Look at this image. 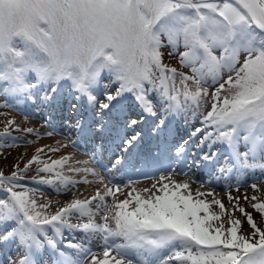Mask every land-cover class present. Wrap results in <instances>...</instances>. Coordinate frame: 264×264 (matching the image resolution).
<instances>
[{
	"label": "snow or ice",
	"instance_id": "1",
	"mask_svg": "<svg viewBox=\"0 0 264 264\" xmlns=\"http://www.w3.org/2000/svg\"><path fill=\"white\" fill-rule=\"evenodd\" d=\"M0 98L44 110L49 137L58 116L68 143L48 153L83 144L89 157L37 148L0 170V264H264L258 196L243 199L260 220L240 197L194 198L172 179L199 173L229 192L241 173L264 181V0H0ZM7 124L0 147L35 131ZM142 166L160 174L149 195L118 199L115 177ZM84 174L95 194L55 211L30 187L68 194L92 183Z\"/></svg>",
	"mask_w": 264,
	"mask_h": 264
},
{
	"label": "rangeland",
	"instance_id": "2",
	"mask_svg": "<svg viewBox=\"0 0 264 264\" xmlns=\"http://www.w3.org/2000/svg\"><path fill=\"white\" fill-rule=\"evenodd\" d=\"M164 61L165 63L173 61L179 66L178 59H175L168 55V51L164 53ZM183 71H187L186 69L181 68ZM5 99L0 98V133H2L5 129V127L8 126L7 122L9 120L15 121V126H19L21 128H33L35 131L32 133H27L25 131H11V137L17 138V142L12 147H8L7 145L0 147V170L3 172H7L8 174L12 171L13 165L17 162L20 163V167L23 168L24 163L27 162V160L35 153V150L37 148H44L45 151L40 154L42 159L47 160L49 156H51L52 159H57L60 156L63 155H70V156H76L81 158L84 161H87L89 159L88 155L86 154L85 149L82 146H79L77 148H73L70 144L66 148H62L60 152H54V153H48L47 148L52 147L56 148L58 146L57 142H63L68 143L66 140H64V137L60 135L61 131L56 130L52 136H48L47 133L50 131V129L46 126L44 118L45 113L44 110L40 108H36L34 106L28 105L24 102V100L21 98L19 100L9 99V103L12 105H15V107H4ZM58 118V116L56 117ZM58 126V123L54 122ZM60 130L62 128L65 133L68 131V129L64 127H56ZM63 131V132H64ZM47 132V133H44ZM39 134V135H38ZM13 141L11 138L7 140V144H12ZM83 148V149H82ZM32 168H35V164L32 165ZM167 174V173H163ZM41 175H44L43 173ZM89 177H93L90 174H84ZM159 175L157 174V171L152 173L150 176H148L146 179H140V180H131L132 184L131 187L124 186L127 184L128 180H118L115 177V180L118 184L121 185V193L117 194L118 199H124L128 192L132 191V189H136L137 192L143 197H147L149 193L143 192V189L151 188V185L156 183L159 180ZM199 177L197 175V180L199 181ZM82 176H76L75 179L80 180L82 179ZM32 179V172H29V174L25 177V181H30ZM172 179L177 182H189L190 183V189L193 194L194 198L196 191L199 189L203 192H212L214 193L215 197L217 199H222L225 204H228V196L229 194L232 197H240V205L242 207H245L246 210L253 212L254 219L260 220L261 217L258 215L252 208L251 204L248 203V201H245L243 197L247 195L248 197L252 196H258L260 199L257 202H264V181L257 180L255 176H245V174L241 173L239 174L234 181H231L230 183L233 185L231 187V190L229 192L228 185L225 183H222L220 186H209L207 183H204L201 185L199 182H190V178L185 175H172ZM224 182V181H223ZM256 182L258 184V187L260 188V191H254L250 185L251 183ZM78 184L76 185V188L68 193V194H57L56 191L49 186L39 185V188H42L43 196H40L37 194L38 202L44 203L45 201H51L52 207L49 208V211H55V208L59 207L60 205L57 204V201H60L61 203L69 201L71 198L78 197L80 194L84 193L86 191V197H90L95 194V185H87V188H84V185ZM236 184H239V188L235 186ZM109 187H112L115 190L116 185L109 184ZM223 186V187H222ZM98 187V186H97ZM89 191L92 192L89 194ZM153 191H155L153 189ZM184 191L185 194H187V190H181ZM137 193L134 192L133 195H136ZM200 199H207L211 201L212 197H199ZM108 202L111 203L112 198H107ZM134 206L130 205V207ZM214 210L216 209V206H213ZM203 215V213H201ZM237 216L239 214L237 213ZM75 222V221H74ZM245 228L248 226L245 224Z\"/></svg>",
	"mask_w": 264,
	"mask_h": 264
},
{
	"label": "bare ground",
	"instance_id": "3",
	"mask_svg": "<svg viewBox=\"0 0 264 264\" xmlns=\"http://www.w3.org/2000/svg\"><path fill=\"white\" fill-rule=\"evenodd\" d=\"M64 156V155H63ZM68 156H70V155H68ZM72 157H74V160L72 161L73 163L75 162V160H79V161H81V162H83L84 160H82L81 158H79V157H76V156H72ZM81 167H83V164H81ZM89 181H92V183L91 184H82V185H84V188H87L88 186L87 185H95V186H93V187H95V191H96V188H97V186H99L98 184H97V178L96 177H89V178H87ZM217 185H222V183L220 182L219 184H217ZM90 193H92V192H90L89 191V194ZM85 195H86V191H84V193H82V194H80L77 198H81V199H83V198H85Z\"/></svg>",
	"mask_w": 264,
	"mask_h": 264
},
{
	"label": "trees",
	"instance_id": "4",
	"mask_svg": "<svg viewBox=\"0 0 264 264\" xmlns=\"http://www.w3.org/2000/svg\"><path fill=\"white\" fill-rule=\"evenodd\" d=\"M166 52H167V50H164V53H166ZM172 60L174 61V59H172ZM173 61L167 62V63H165V61H164V63L167 64L169 67H176L178 70L181 71L182 70L181 67L177 66V64Z\"/></svg>",
	"mask_w": 264,
	"mask_h": 264
}]
</instances>
